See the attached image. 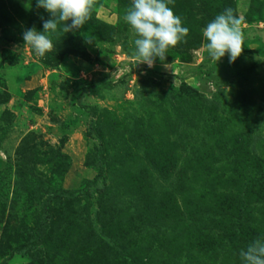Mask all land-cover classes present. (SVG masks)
<instances>
[{
	"label": "rangeland",
	"instance_id": "374dc122",
	"mask_svg": "<svg viewBox=\"0 0 264 264\" xmlns=\"http://www.w3.org/2000/svg\"><path fill=\"white\" fill-rule=\"evenodd\" d=\"M36 4L0 0V264H242L264 237V0H173L187 43L152 68L131 0L52 33L44 66ZM226 8L243 51L216 64L202 30Z\"/></svg>",
	"mask_w": 264,
	"mask_h": 264
},
{
	"label": "clouds",
	"instance_id": "9594fccd",
	"mask_svg": "<svg viewBox=\"0 0 264 264\" xmlns=\"http://www.w3.org/2000/svg\"><path fill=\"white\" fill-rule=\"evenodd\" d=\"M173 0H131L123 20L135 36L133 56L139 64L149 68L157 59L164 62L167 53L180 43H187L189 28L170 7ZM36 6L48 14L41 17L43 31L35 27L23 32V49H31L44 58L54 51L51 34L62 31L67 34L82 29L92 18L96 0H37ZM241 19L232 8L217 14L202 30L208 57L216 64L225 55L234 63L242 54L244 34ZM22 49V50H23ZM242 264H264V237L249 243L240 252Z\"/></svg>",
	"mask_w": 264,
	"mask_h": 264
},
{
	"label": "trees",
	"instance_id": "16d2710c",
	"mask_svg": "<svg viewBox=\"0 0 264 264\" xmlns=\"http://www.w3.org/2000/svg\"><path fill=\"white\" fill-rule=\"evenodd\" d=\"M63 59H64V56L62 55V53L56 50V51H52L48 53L46 57L41 59V62L46 67H58L60 66ZM88 88H89L88 91L90 92H94L97 89V87L94 85H90ZM96 169L98 171V175L101 176L103 174L101 163L96 165ZM40 231H41V228L38 229V232ZM36 242H40L39 237Z\"/></svg>",
	"mask_w": 264,
	"mask_h": 264
}]
</instances>
